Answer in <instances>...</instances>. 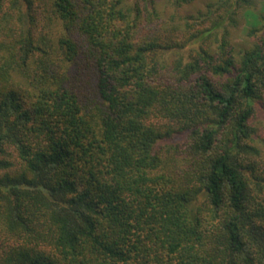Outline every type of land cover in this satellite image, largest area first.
<instances>
[{
    "label": "trees",
    "instance_id": "obj_1",
    "mask_svg": "<svg viewBox=\"0 0 264 264\" xmlns=\"http://www.w3.org/2000/svg\"><path fill=\"white\" fill-rule=\"evenodd\" d=\"M155 5L0 0V264H264V14Z\"/></svg>",
    "mask_w": 264,
    "mask_h": 264
},
{
    "label": "rangeland",
    "instance_id": "obj_2",
    "mask_svg": "<svg viewBox=\"0 0 264 264\" xmlns=\"http://www.w3.org/2000/svg\"><path fill=\"white\" fill-rule=\"evenodd\" d=\"M211 0H194L191 4L185 5L182 8L178 9L177 11L168 3V0H156V9L157 11L159 10L161 13L165 15V18L168 19L169 16L177 12L178 16L184 17L188 16L191 14H195L198 10H204L206 3ZM253 2V6L251 7V11H253L256 14L263 13L264 14V0H251ZM236 22L235 25L230 24L231 32L234 36V41L238 44L239 48L244 47L245 43V36H246V29L249 27V22H247V19L245 15L243 14L241 17L238 16L236 17ZM147 27H152L155 28L154 25L147 26ZM244 39V41H243ZM195 46V45H192ZM177 53H183V54H188L187 50L185 51H179ZM173 55H169V58H174V53ZM176 54V53H175ZM257 134H258V142L259 146L261 147L263 153H264V111L263 110H258L257 111ZM169 142H175L174 140L169 141Z\"/></svg>",
    "mask_w": 264,
    "mask_h": 264
}]
</instances>
